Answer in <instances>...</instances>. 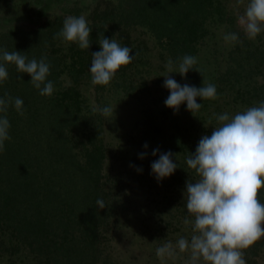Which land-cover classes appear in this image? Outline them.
<instances>
[{
	"label": "trees",
	"instance_id": "1",
	"mask_svg": "<svg viewBox=\"0 0 264 264\" xmlns=\"http://www.w3.org/2000/svg\"><path fill=\"white\" fill-rule=\"evenodd\" d=\"M35 1L0 0V23L15 20L0 26V49L22 52L29 59L46 55L51 65L47 79L55 86L51 96H41L28 74L6 65L8 79L0 84V97L7 93L21 98L24 115L11 105L6 113L11 139L0 153V264H126L129 248L116 240L124 232L131 243L145 246L144 260L157 262L155 249L185 227L182 187L199 179L186 157L218 126L214 114L231 116L264 101V32L247 39L237 23L236 0H69L27 22ZM81 14L92 28L87 50L53 38L66 16ZM228 32L237 33L242 43L226 45L222 36ZM102 35L130 47L135 56L118 70L109 86L111 98L103 101L96 98L102 89L92 85L89 72ZM132 36L138 39L131 43L127 38ZM155 46L166 60L197 57L183 78L175 72L179 84L216 86L217 99L197 97L202 107L194 118L182 103L175 114L164 105L158 119L151 113L156 101L145 102L157 88L140 68L150 65ZM137 73L143 75L134 78ZM120 98L127 104L142 98L144 119L137 127L130 124L128 141L108 145V118L92 107L120 105ZM184 110L191 122L181 124ZM155 149L158 157L174 154L177 168L168 180L177 182L172 188L178 196L170 203L161 201V213L151 223V207L142 203L140 188L136 185L130 193L120 183V172L107 167L111 152L131 158L144 153L157 160ZM97 199L106 203L103 209ZM259 199L264 203V187ZM143 206L148 207L146 217ZM245 259L247 264H264V238L245 251Z\"/></svg>",
	"mask_w": 264,
	"mask_h": 264
},
{
	"label": "clouds",
	"instance_id": "2",
	"mask_svg": "<svg viewBox=\"0 0 264 264\" xmlns=\"http://www.w3.org/2000/svg\"><path fill=\"white\" fill-rule=\"evenodd\" d=\"M87 2L92 3V0ZM235 7L237 23L244 35L255 40L264 32V0H247L246 3L236 0ZM91 31L84 14L68 15L53 38L87 50ZM222 39L229 46L242 43L235 32L223 34ZM99 46L101 50L91 54V83L107 86L118 70L132 63L135 56L130 55V47L121 46L114 38L110 40L102 35ZM197 63V57L184 55L178 62L169 58L165 64L166 71L161 76L165 78L163 87L169 90V95L164 103L174 114L186 103L187 110L194 116L202 107L196 102L197 97L201 100L218 98L212 83H203L197 88L181 85L169 76L176 72L183 78ZM9 64L15 65L18 73L31 77L30 83L39 95L49 97L55 91L54 83L47 79L51 65L46 55L39 60L29 59L22 52L0 49V84L8 79L6 65ZM10 105L19 115H24L21 98L7 93L0 97V113L5 114L0 115V153L4 151L5 141L11 139L6 115ZM114 107L94 104L92 111L111 118ZM214 116L218 126L213 127L210 136H202L195 152L186 157L187 167L199 177L195 182L189 179L183 193L187 215L182 222L191 234L180 236L175 243L167 240L158 246L155 255L160 264H177L178 261L183 264H247L245 251L264 238V203L259 199L264 187V101L231 116L227 112ZM158 151L153 150L152 155ZM173 155L170 151L161 153L159 159L152 162L151 171L157 181L169 177L177 168ZM140 158H144L143 153ZM96 204L101 209L106 206L103 199H97Z\"/></svg>",
	"mask_w": 264,
	"mask_h": 264
},
{
	"label": "rangeland",
	"instance_id": "3",
	"mask_svg": "<svg viewBox=\"0 0 264 264\" xmlns=\"http://www.w3.org/2000/svg\"><path fill=\"white\" fill-rule=\"evenodd\" d=\"M69 0H36L34 3V9L31 12V15L28 16L27 22L38 20L41 18L40 15H45L48 13L54 5H58L62 2H66ZM20 20V19H18ZM12 22H15L12 18H6L1 21V25H8ZM131 43L135 41L133 36L131 38H127ZM159 52V49L155 46L152 47V54L151 55V62L150 65H146V69L140 68L144 74L147 75V77H151L152 82H154L155 87L157 88L156 91H153V95L148 93V95L145 97V102H147L150 99H153V101H156V105L152 108L151 113L158 117H162V109L164 108V102L167 99L169 95V90L163 87L164 84V77L161 76L163 73H165V64L167 62L165 56L161 54H157ZM144 61V59H142ZM141 66V65H140ZM128 73V69H126ZM120 75V74H119ZM142 74L137 73L134 75V78L140 77ZM169 76L171 78H174L177 83H179V79L174 73H169ZM121 82V81H119ZM111 85V82L107 86H101L102 92H100L99 96L96 98H100V100H104L105 98H111V96L108 94L109 92V86ZM113 86L110 87V89ZM115 87V86H114ZM121 88V87H120ZM160 95V97L158 96ZM159 97V98H158ZM148 98V100H147ZM142 99V98H141ZM141 99H136L133 102H130L127 104L126 101L119 99V104L114 107V113L111 118H108V120L105 123V134L107 135L108 139L110 140V144H113L115 141H120L122 143L123 140L128 141V138L132 137L127 133L129 130V126L135 125L136 127L139 126V122H141L144 118V108L141 107L140 102ZM101 101V102H102ZM112 106V105H110ZM114 106V105H113ZM184 115L180 117V123L185 124L188 121V118L186 117L188 111L184 110ZM189 114V113H188ZM191 115V114H190ZM179 116V115H178ZM191 117V116H190ZM194 118V116H192ZM137 120V121H136ZM188 122H191L190 119ZM110 149V147H109ZM113 153V152H111ZM111 153L108 154L109 156V163L107 170L114 172L115 170L120 172L119 179H121V182L123 185H126V188L130 190V193H133L137 188H140V191L142 192L144 196V201L142 203L149 204L151 207V212L147 216V218H150V222L154 223L156 214L161 213V201H164L166 203H170V200L172 198L176 199L175 196H178V193L176 195L173 194V192H177V189L172 188V184L177 185L176 181L174 180H168L169 177L163 178L160 181H157L155 175L151 171V164L156 159L150 158V155L146 156L144 155V158L141 159L139 154L136 157H130L127 156H121L119 154L113 153V156ZM144 154V153H143ZM157 155V154H156ZM157 159H159L157 155ZM173 159V162L176 163L177 161ZM137 169H142V171H137ZM135 188V189H134ZM183 190H185V185L182 187ZM167 197V198H166ZM184 197V196H183ZM148 207L142 208L144 215L146 217V210ZM181 231L177 232L176 234H171L166 237V240H171L173 243L180 237V236H190V230H186L185 227H181ZM121 240V247L125 246L128 247L129 250L126 251V255L129 253V255L126 258V264H149L150 263V257L146 260H144V255L146 253V249L144 245H140L139 242L131 243V237L128 233L121 234L120 237L117 236L116 240ZM144 241V240H143ZM185 254V258H186ZM182 261H178L177 264L181 263ZM150 264H160L159 261L152 262Z\"/></svg>",
	"mask_w": 264,
	"mask_h": 264
}]
</instances>
